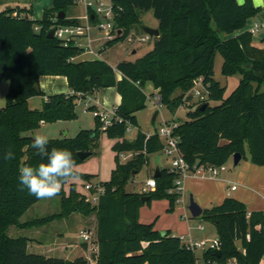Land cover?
Masks as SVG:
<instances>
[{"label": "trees", "instance_id": "16d2710c", "mask_svg": "<svg viewBox=\"0 0 264 264\" xmlns=\"http://www.w3.org/2000/svg\"><path fill=\"white\" fill-rule=\"evenodd\" d=\"M77 3L53 0V6L45 9L40 20L33 18L31 7L0 9V73H4L2 80L10 79L6 105L0 108V264H88L85 243L59 245L62 256L47 255L29 251L31 241H40L7 235L12 224L32 227L73 212L87 216L96 212L93 240L98 246V264H197V249L187 247L171 230L160 231L155 229V222L140 220L141 207L153 199H168V212L175 210L181 193L169 190L175 187L179 172L160 169L157 187L149 192L127 190L128 183L148 163L149 155L163 149L157 134L148 137L141 130L136 113L147 107L144 87L151 81L159 90L160 103L172 113L182 106L189 108L185 119L177 118L175 134L180 137L179 147L191 169L223 165L237 152L254 164L264 165V48L253 44L250 30L234 35L245 29L261 7L253 0H115V23L123 35L109 40L108 45L123 40L144 10L153 11L160 35L154 37L153 48L141 57L113 66L104 59L74 62L73 58L84 49L73 40L66 43L49 36L57 25L80 22L67 15L58 18L61 11L67 12ZM218 53L224 58V75L242 76L227 97V87L214 78ZM42 75L67 77L71 92L50 94L41 108H31L29 98L44 94L35 88ZM199 78L209 95L192 102L193 96L187 93ZM108 87H116L122 96L112 123L103 128L96 117L95 129L82 130L73 138L49 139L48 148L68 149L79 163L83 159L78 152L94 153L93 146L105 132L116 139V152L134 151V156L125 162L117 158L111 180L101 182L105 192L98 204L73 183L69 193L62 190L59 194L60 212L21 223V217L41 199L29 195L20 184L19 168L46 162L30 147L33 137L23 132L36 130L43 122L75 118L80 99ZM177 89L181 93L175 95ZM211 100L219 104L212 105ZM89 108L97 106L90 104ZM129 126L138 128L132 139L126 137ZM9 149L15 159L4 160L2 154ZM79 176L88 182L94 178L81 172ZM143 196L149 199L143 200ZM201 216L215 224L220 241L219 256L213 249L204 250L207 263L228 264L234 259L238 264H262L264 211H249L243 201L227 197L221 204L205 208ZM75 249L81 251L77 256L65 254Z\"/></svg>", "mask_w": 264, "mask_h": 264}, {"label": "rangeland", "instance_id": "374dc122", "mask_svg": "<svg viewBox=\"0 0 264 264\" xmlns=\"http://www.w3.org/2000/svg\"><path fill=\"white\" fill-rule=\"evenodd\" d=\"M244 1L245 0H242L240 3H243ZM6 2L7 0H0V9H5L9 5H13L14 7H25V5H27L28 7H31V0L9 1L8 4H6ZM87 13L88 10L84 3L78 2L76 5H73L68 9V14L82 18L81 22L86 25L88 21L84 19L83 16H86ZM33 18L40 20L41 13L34 12ZM99 21H102L101 17L99 18ZM99 21L97 20V22L92 23L89 35H85V37L82 36L77 40L84 44V52L92 49L102 51V59L106 60L111 65H116L120 61L127 58L131 59L134 58V56H142L154 46V37L143 42L136 40L138 36L144 34L143 27L156 28L158 25V19L154 16L152 10H144L139 12V22L133 24L130 31V34L135 38V41L130 42L128 38H124L114 46L108 45L109 40L106 30L99 28ZM104 47H106L105 50H103ZM134 49L137 50L136 54H133ZM223 62V56L218 53L214 63V78L223 86L227 87V97L238 86L242 76L240 74H234L230 76L224 75L222 72ZM59 85L61 84L59 83ZM200 88L203 89L202 87ZM9 89V78L0 81V108L6 105ZM147 96V107L137 114L140 128L144 132L156 130L160 126L163 119L169 120V118H172L174 115V113H172L165 105H159V101L155 98V96H153V94L150 93ZM94 98L88 96L87 98H82L78 101L75 118L58 120L54 122H45L42 123L36 130L23 132V135L33 137L34 134L41 133L47 135L49 139L64 137L73 138L76 137L82 130L95 129V109L89 108V106H87L88 102H90L91 105L95 103ZM42 100V95H36L31 97V99L29 98L28 104L31 108H41L43 103ZM199 100H201L199 97H193L192 102H197ZM210 103L212 105H216L219 104V101L211 100ZM188 110L189 108L186 106L180 107L177 110V116L179 119H185L187 117ZM156 111H159V116L157 120H153ZM137 130L138 128L133 127L131 131L127 132L126 137L129 139L134 138ZM115 142L116 139H113L105 132H102L96 141V145L93 146L95 152L89 157L83 159L81 162L77 163L79 166L78 171L84 174L94 175V178L91 180L93 183L110 181L112 178L113 169L116 167L117 158H119L120 161L124 160L121 152L118 153L113 149ZM246 150L248 154V149ZM245 158L246 157L242 159V162L239 165H235L234 159L231 158L227 162V168L229 169L228 172L242 167L245 163ZM158 166L161 168L172 166L171 158H169L163 151L149 155L148 163L140 170L139 173L135 174L134 178L128 183L127 190L130 192L143 193L142 191L146 181L148 178L154 175V172ZM183 180L184 178L182 177V181ZM87 182V180L79 176V179L75 182L65 184L62 190H64L66 193H69L71 185L75 183L77 190L80 193L87 194L89 196L91 193L85 188ZM181 193L182 194L179 197L181 201L177 202L175 210L172 212H168L170 203L169 200L165 198L153 199L151 203L145 204L141 209V222H155V228L160 231L171 230L172 233L175 232L177 234L188 233L191 231V236L198 240L205 238L214 239L218 234L215 224L206 220L202 216L193 217L189 209L191 195H193L195 200L201 205L199 199H197L196 195L191 191H182ZM219 204L221 203L214 204L213 206ZM202 208L205 209L206 207ZM58 211H61V195H58L53 199H41L21 217L20 222L27 223L31 220L50 216ZM80 214L83 215L82 213ZM158 216L159 219H157ZM82 217V223L88 227L94 225L96 222V212H93L88 216L83 215ZM199 224H203L205 228L202 230L199 229ZM65 226L66 223L64 218H57L49 223L35 225L32 227H22L20 224H12L7 229V235L11 237L25 235L29 236L34 241H40L41 243H34L32 241L30 242L29 251L31 252L62 256L64 252L58 246L67 245L70 243V241L74 243H81L82 237L80 236V233L82 230L86 229L81 224H72L70 228L65 231ZM63 230L65 231L64 238L62 235H60V232ZM80 252L81 251L79 249H75L72 253L65 251V254H67L68 257L73 258ZM203 254L204 249L198 248L196 250V255L198 257L197 264H207ZM228 264H232L231 261L228 262ZM262 264H264V261Z\"/></svg>", "mask_w": 264, "mask_h": 264}, {"label": "crops", "instance_id": "0c3cea01", "mask_svg": "<svg viewBox=\"0 0 264 264\" xmlns=\"http://www.w3.org/2000/svg\"><path fill=\"white\" fill-rule=\"evenodd\" d=\"M9 1H16V0H7L6 4H8ZM19 1H21V0H19ZM238 1L241 2L242 0H238ZM253 1H254L256 6L261 7V11L256 16H254L248 20L247 26L245 27V29L236 32L234 35L242 32L244 30H250L256 23H260L262 26L254 34L253 44L255 46L260 47V48H264V0H253ZM30 5H31L33 13L34 12L41 13V18H42L44 15L45 9L53 6V0H31ZM7 7H14V6L9 5ZM25 7H28V6L25 5ZM68 9L66 12L67 17L76 18V19L80 20V22H81L82 18H79V17L72 15V14H68ZM83 17L85 19V15ZM158 26H159V21H158V25L156 26V28H158ZM87 35H89V33ZM255 35H257V36H255ZM83 37H85V36H83ZM226 37H229V35H227ZM80 38H78V39H80ZM75 43L77 45L81 46L83 49H85L84 44L80 43L78 40H76ZM101 52L102 51H98V50H94V49L89 50L87 52L83 51L80 55L74 57L73 61L74 62H80V61H84V60L102 59ZM136 53H137V50L134 49L133 54H136ZM139 57H141V56H134V58H131V59L127 58L126 60H136ZM116 65H113V66H116ZM117 76L119 79L122 77L121 73H118ZM59 83L61 85H59ZM39 84H40L41 90L44 92V94L42 95L43 100L48 95L53 94V93H59V92L70 93L71 92L67 77H65V76L42 75V76H40ZM144 91L147 95H149L150 93L153 94V96H155V98L159 101L158 102L159 105H161L160 99H159V94H158L159 90L155 88L154 84L151 81L146 83V85L144 87ZM180 93H181V90L177 89L175 92V95H178ZM91 97L92 98L95 97L94 98V102H95L94 104H96L98 106V108L109 109L112 107L119 106L122 102V96L117 91L116 87H108V88L101 89L98 92H96L94 95H91ZM43 100H42V102H43ZM140 111H142V110H140ZM140 111H138L136 113V115ZM177 112H176V114L173 115L172 118H169V120L173 119L174 117L179 118L177 116ZM158 116H159V111H158V115H157L156 120L158 119ZM138 121H139V118H138ZM165 121H168V119L162 120V122H165ZM94 124L96 125V122ZM243 158L244 157H242V159ZM242 159L239 162V164H241ZM245 159L246 160H245L244 165L242 167H240L239 169H235V170L228 172L229 169L227 168V170L223 171L219 176H213L211 173H208V172H204V173L191 172L183 181V192L184 191L193 192L196 195L197 199H199V201L201 202L202 207H206V208H210L214 204H217V203H222L225 200V198H227V197H234L236 199L243 201L246 204L247 209L249 211H254V210L264 211V165H257V164L252 163L248 158H245ZM167 168H171V167H167ZM157 169H159V172H160V169H163V168L158 166ZM155 172H156V170H155ZM155 172H154V175H155ZM233 185H236L237 189L231 190L230 188ZM228 191H230V195H227ZM34 205H32L29 209H31ZM142 207H141V209H142ZM29 209L27 210V212L29 211ZM141 209H140V220H141ZM58 212H60V211H58ZM58 212H56V213H58ZM82 216L83 215H81L80 213L75 212L69 216L64 217V220L66 223V226H65L66 230L65 231H67L72 224H78V225L81 224L85 228L94 227L95 224L92 226H89V227L84 225L82 223V218H83ZM157 219H159V216ZM95 220H96V217H95ZM198 228H199V226H198ZM65 231L63 230L60 232V235H62L63 238L65 237V234H64ZM161 231H166V230H161ZM173 234L178 235V236H182V235L191 236V231H189L188 233H181V234H177V233L173 232ZM215 238H218V234ZM237 243L239 246L241 245L240 241H238ZM72 244H75V243L70 241V243L67 245H72ZM230 261L232 264H238L237 261L234 259H232ZM263 261H264V259H263ZM207 264H209V263H207ZM213 264H215V263H213Z\"/></svg>", "mask_w": 264, "mask_h": 264}, {"label": "built area", "instance_id": "2783aa9c", "mask_svg": "<svg viewBox=\"0 0 264 264\" xmlns=\"http://www.w3.org/2000/svg\"><path fill=\"white\" fill-rule=\"evenodd\" d=\"M114 1L115 0H78L79 3H84L87 7L88 13L85 16V19L88 21L87 25L82 24L81 22L75 24H60L55 28V36L65 40L66 43L69 41H76L78 38L85 36L89 33L92 23L99 21V18H102V21H99V28L106 30L108 40H114L115 38L122 36L123 31L119 29L115 23V12H114ZM13 15H17V12H14ZM262 25L256 23L250 31L255 34ZM121 30V33H120ZM125 38H128L130 42L135 41V38L128 33ZM152 36L144 31V34L136 38L137 41L143 42L151 39ZM202 87L203 89H201ZM187 95H192L193 97H199L200 99H205L208 97L209 92L203 84L202 78H199L196 84L192 89L187 93ZM160 99V97H159ZM90 101V100H89ZM91 103L88 102L87 106ZM96 105V104H95ZM97 106V105H96ZM183 107V106H182ZM95 117H98L102 122V127L106 128L112 123L113 117L116 115V107L109 109L106 108H97L94 111ZM44 123V122H43ZM178 125L177 118L174 117L171 120L162 122L160 126L154 130L146 132L147 136L157 134L160 140L163 143V151L169 158L172 160L171 171L179 172L180 176L177 177L174 181L175 187L170 189V192L181 193L183 191V181L191 173H204L209 172L213 176H219L223 171L227 170V163L217 166H197L195 169H191L187 161L185 160L181 149L179 147L180 137L175 134V129ZM133 126H129L127 132L131 131ZM136 128V127H134ZM125 162L134 156V151L121 152ZM182 177L184 180L182 181ZM157 187V179L155 176L148 178L145 186L143 187L142 192H149ZM86 190L90 191L88 196L89 200L93 204H98L101 194L105 192V186L101 183L87 182L85 185ZM231 190L237 189L236 185H233ZM227 195H230L228 191ZM181 199H178V202ZM200 229H204L202 224H199ZM82 237V242L86 244V257L88 264H98L97 254V244L93 240V227L86 228L80 233ZM183 243L192 249L202 248L204 250L213 249L216 250L220 248V241L218 238H205V239H194L191 236H180Z\"/></svg>", "mask_w": 264, "mask_h": 264}, {"label": "clouds", "instance_id": "9594fccd", "mask_svg": "<svg viewBox=\"0 0 264 264\" xmlns=\"http://www.w3.org/2000/svg\"><path fill=\"white\" fill-rule=\"evenodd\" d=\"M49 137L36 133L30 145L37 155L46 158V162L19 168V182L27 189L28 194L37 199H53L62 191L65 184L79 179L78 165L73 153L68 149L48 148ZM4 160L15 159L11 149L2 154ZM164 236V233H161Z\"/></svg>", "mask_w": 264, "mask_h": 264}, {"label": "water", "instance_id": "95a60500", "mask_svg": "<svg viewBox=\"0 0 264 264\" xmlns=\"http://www.w3.org/2000/svg\"><path fill=\"white\" fill-rule=\"evenodd\" d=\"M7 9H11V7H7ZM66 17V12L65 11H61L59 14H58V18H64ZM143 30L150 34L152 37H158L160 35V29L159 28H151V27H143ZM120 33H121V30H120ZM49 36L50 37H54L55 36V29L51 30L50 33H49ZM4 78V73H0V81ZM35 88L37 91H40L41 88H40V84L39 82H37L35 84ZM206 106V104H204L203 108ZM157 115H158V111H156V113L154 114V117H153V120H156L157 118ZM93 152L92 151H79L78 152V155L80 156L81 159H85L87 157H89L90 155H92ZM233 159H234V164L235 165H238L239 162L241 161L242 159V154L237 152L233 155ZM160 172H159V169H156V172H155V177H158L160 176ZM149 199V196H143V200H147ZM189 209L192 213V216L193 217H199L202 215L203 213V208L201 207V205L195 200L194 196L191 195V199H190V203H189ZM215 252L217 253V255L219 256L221 254V249L218 248L215 250Z\"/></svg>", "mask_w": 264, "mask_h": 264}]
</instances>
